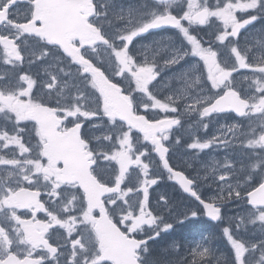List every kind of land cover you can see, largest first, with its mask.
Returning a JSON list of instances; mask_svg holds the SVG:
<instances>
[{"label":"snow or ice","instance_id":"snow-or-ice-1","mask_svg":"<svg viewBox=\"0 0 264 264\" xmlns=\"http://www.w3.org/2000/svg\"><path fill=\"white\" fill-rule=\"evenodd\" d=\"M213 18L222 22L214 40L194 34ZM258 19L264 0H145L127 10L117 0H0V264H161L149 242L201 216L228 223L220 233L232 254H217L205 232L167 264H264V29L241 41ZM172 29L181 43L161 36L130 51L135 38ZM165 69L177 71L161 81ZM174 80L182 86L163 95ZM226 113L244 122L186 145L222 148L224 162L205 166L211 176L176 170L178 133L207 131L204 119ZM192 116L185 129L181 118ZM152 153L198 211L177 218L162 194L150 206L160 179ZM209 179L218 191L202 199L197 180ZM228 201L247 210L225 217Z\"/></svg>","mask_w":264,"mask_h":264},{"label":"flooded vegetation","instance_id":"flooded-vegetation-1","mask_svg":"<svg viewBox=\"0 0 264 264\" xmlns=\"http://www.w3.org/2000/svg\"><path fill=\"white\" fill-rule=\"evenodd\" d=\"M144 2L145 0H117L118 5H122L125 10H127L129 6L139 7ZM212 2L213 0H209L210 4ZM24 7V5H20L21 9H23ZM251 14L256 13L251 11L249 13L238 12L237 16L238 18H247L248 15ZM213 20L215 21V18H213ZM220 27H222V22L219 21H215L213 28H209L207 26H193V28L196 29L194 34L198 35V37H203L204 40H214L215 35L219 34V32L215 31L214 29ZM262 29H264V20L258 19L257 21L253 22V24L247 26L246 31L241 30V41L243 42L244 35H248L251 44V38L257 35ZM177 33L178 30L174 29L169 31L157 30L154 33L146 34L143 37H137L134 39L133 44L130 45V51L140 48L141 45L150 44L153 40H156L161 36L174 37L176 43L179 44L181 43V36ZM224 43L226 44L227 42ZM217 45H219V42H217ZM217 50L218 53H220L219 47H217ZM38 71L39 66H35L30 70V74L36 73ZM174 71H177V69H165L164 72L161 74V77H159L158 79L163 81L165 77H171ZM241 71L245 74H248V70ZM35 78H37L38 80L40 79V77ZM181 86L182 85L178 80H174L168 87L162 89V93L163 95L172 94L169 91V88L175 91ZM160 98H163V96H161ZM181 119L185 129H187L189 124L195 125L198 120V118L195 116L189 118L182 117ZM203 122L208 124L207 131H204L202 128H200L199 130H194L191 133L188 131H182V133H178V135H180L181 137L180 144L176 146H170L169 163L176 170L184 171L185 175L189 178H193L196 175H199L201 177L205 175L211 176V173L207 172L205 166L208 165L212 160L220 161L222 164L224 162V157L227 155V152L222 148L215 147L201 151L187 148L186 145L192 143L195 137H199L201 140H203L211 138V136L214 134H218L216 133V129L221 124L242 123L244 121L243 118L238 117L235 113H226L213 117L211 122H209L208 119H204ZM166 146L168 145L166 144ZM151 155L152 164L150 166V175L153 169H155V171L159 173L160 179L158 180L157 185H153L149 189L150 206L159 198V195L162 194L166 199L170 201L169 206L174 209L173 215L177 218H182L180 217V213L186 211L189 208L198 211L200 207L199 202L196 201L195 198L192 197L190 194L185 193L176 181L168 178V173L165 169H163L162 163L159 162L157 154L152 153ZM145 162L148 161L146 160ZM219 174L223 173L218 169L217 175ZM197 184L200 186L198 190L202 199H206L207 197L213 196L218 191V185L216 183H213L211 179L207 180L206 182L202 180H197ZM45 198L46 197L42 196V199ZM241 202L243 203V207H241ZM240 207L243 211L246 209L243 201L225 202L221 209L222 215L226 217L228 210H238ZM21 211L23 212L24 210ZM243 211L240 214H243ZM37 216L40 219L44 218L43 213H38ZM167 219L169 222L172 221L171 216L167 217ZM222 227H227V223L225 222L224 224H220L219 227H217V224L212 223L209 218L204 216H201L198 219L187 221L183 225H177L174 231L167 234L162 233V237L158 238L156 242V258L161 261V264H167L164 261L165 253H169L168 256H170L172 261L180 259L184 255L186 248L191 246L190 242L198 240L200 235L205 232L215 234L216 239L213 241V243L218 249L217 254H219V252H223L228 255L232 254V252H228V242L226 237H223L220 233V228ZM249 227V232L256 233L254 239H258V229L260 228V225L257 223L255 226L249 225ZM173 241L177 242L180 245L178 253L173 252L169 247ZM165 248H167L168 251L162 252L161 249Z\"/></svg>","mask_w":264,"mask_h":264},{"label":"trees","instance_id":"trees-1","mask_svg":"<svg viewBox=\"0 0 264 264\" xmlns=\"http://www.w3.org/2000/svg\"><path fill=\"white\" fill-rule=\"evenodd\" d=\"M227 226H229V225H227ZM150 248L153 250V251H152V255H153V257H156V243H153V244L150 246Z\"/></svg>","mask_w":264,"mask_h":264},{"label":"rangeland","instance_id":"rangeland-1","mask_svg":"<svg viewBox=\"0 0 264 264\" xmlns=\"http://www.w3.org/2000/svg\"><path fill=\"white\" fill-rule=\"evenodd\" d=\"M246 211V210H245ZM244 211V212H245ZM169 255V253H165L164 254V261L167 263L168 261H170L171 260V258H170V256H168ZM172 261V260H171Z\"/></svg>","mask_w":264,"mask_h":264}]
</instances>
